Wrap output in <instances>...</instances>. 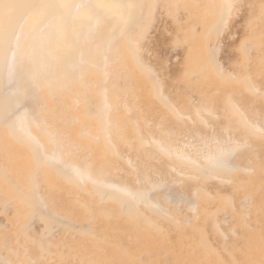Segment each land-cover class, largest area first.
I'll list each match as a JSON object with an SVG mask.
<instances>
[{"label": "rangeland", "instance_id": "1", "mask_svg": "<svg viewBox=\"0 0 264 264\" xmlns=\"http://www.w3.org/2000/svg\"><path fill=\"white\" fill-rule=\"evenodd\" d=\"M11 1L10 14L13 16L6 17L0 26V96L8 94L5 106L20 103L26 112H39L35 120L39 119L38 127L42 134L55 122L64 107L62 101L55 102L51 98L61 90L67 73L73 72L75 77L83 80L94 74L98 83H102L106 74L103 75L101 70L102 67L106 69L107 62L111 67L107 75L110 82H103L102 89L113 87L111 93L120 95L127 92L126 96L130 97L140 93V87L144 86L141 93L144 102L151 99L155 102L159 99L153 96L154 82L157 88H161L160 97H169L176 106H180L184 99L194 107L215 100L212 112L214 109L216 116L211 117V127L207 129H204L203 121H199L192 126L180 129L173 126L165 131L166 117L159 124L153 119L144 120L150 117L151 112L144 113L140 108L132 109L126 115L127 122L131 124L130 131H141L144 135L156 133L165 149H169L167 153L160 154L157 161L159 154L153 148L154 154H149V161L141 152L134 151L136 154L133 155L127 145L121 144L122 156L134 159L135 163L129 164L122 157L119 160L123 164L119 179L122 176L130 181L139 172L144 184L150 180L152 186L162 182L159 197L155 200L163 202V209L159 206L145 209L144 213L148 216L146 223L138 221L129 206L120 207L121 200L113 202L96 194L90 199L86 191L76 203V209L65 218L52 220L47 215L31 212L29 218L17 222L20 204L5 198H15L16 193L9 191L7 182L0 176V264H264V160L259 163L261 169L258 176L254 177L251 172H239L228 179L208 176L212 163L206 159H199L203 165L196 170L193 163L196 156L180 165L177 155L180 150L177 146L192 137L191 152L201 149L204 143L210 145L215 135H223L224 131L216 127L222 119L221 109L229 100L230 95L227 96L226 92L248 116H253L254 110L260 124V132L251 138L255 148H241L229 153V156L238 161L249 154L254 165L260 155L259 141L264 137V0H229L228 9L224 0H118L122 5L115 13L116 20L106 16L105 9L95 4L94 0H57L61 1L58 4L55 0L56 15L45 20L46 11L42 12L33 30L28 23L39 0ZM128 3L131 6L125 12ZM26 8L30 11L29 17L22 22L21 12ZM73 17L79 18L80 23L76 26H71L69 19ZM91 18L95 20L90 25L88 20ZM214 22L219 23L217 33L213 32ZM110 26L112 28L109 29ZM195 27L200 32L190 33ZM19 28L24 31L16 43L19 51L11 69L13 74L9 79H2L5 74L3 68ZM65 38L74 46H67L70 43ZM90 40L92 44H89ZM121 45L123 49L119 48ZM71 52L72 55L67 57ZM69 65L74 68H68ZM203 65L207 67L205 71L188 72ZM242 78L249 81L241 83ZM83 86L84 91L89 90L88 86ZM253 86H259L261 91L253 90ZM90 95L91 105L88 108L93 112L98 91L95 89ZM109 95V92L105 93L104 100L107 101ZM162 99L159 104L166 110ZM32 100L38 101L37 108L30 107ZM44 103L51 107V112H45ZM181 115L178 118L185 120ZM0 117L1 120L6 118L4 113ZM83 118L92 121L91 118ZM185 124L189 125L188 122ZM241 134L240 127L232 129L230 138L239 140ZM172 144L176 146V152L170 149ZM32 148H35L34 145L29 143L23 147L26 163L28 156L32 155ZM51 154L54 156V151ZM111 155L101 159L97 165L105 164V161L113 165L116 157ZM213 155V150L205 153L210 158ZM0 160L5 163L1 154ZM150 165L153 166L151 170L142 174L143 169ZM32 167L18 173L22 184L26 183L23 188L26 192L33 182L30 180ZM46 175L44 179L48 180ZM8 177L13 179V174ZM89 189L94 192L91 186ZM194 189L197 194L191 192ZM43 190L44 186L39 193L43 194ZM43 197L38 195L35 201L42 204ZM193 197H200L201 205L205 206L199 215L195 210H186ZM100 199L101 208L111 211L113 216L91 207L93 201ZM130 202L134 211L136 203L133 200ZM160 210L175 216L163 217L161 215L166 214L158 213ZM241 210L247 213L240 216L238 213ZM93 215L96 219L89 223ZM135 221H138L137 228L132 230ZM88 223L94 230L84 234L82 230ZM105 226L112 227L107 242L95 237H100Z\"/></svg>", "mask_w": 264, "mask_h": 264}, {"label": "bare ground", "instance_id": "2", "mask_svg": "<svg viewBox=\"0 0 264 264\" xmlns=\"http://www.w3.org/2000/svg\"><path fill=\"white\" fill-rule=\"evenodd\" d=\"M54 1L55 0H49L48 3V0H39L38 5L30 17L31 21L28 23V26L31 28V30H33L34 27H37V21L41 17L42 12L46 11L45 20L56 15V3H54ZM85 1L88 2L89 0ZM60 2L57 1V4ZM94 2L95 4L97 3L100 8L105 9L106 16H112L114 20L117 19L114 16L119 9V6L122 5L121 2L118 0H94ZM224 5L226 9H228L230 1L224 0ZM44 6L47 7L46 10H44ZM129 6H131V4L128 3L125 12L129 11ZM11 10V0H0V26L5 22L6 17L13 16L10 14ZM90 11L91 10H88V12ZM29 12L30 11L28 8L21 12L22 22L29 17ZM69 20L72 23L71 26H76L80 23L79 18L76 17L70 18ZM94 20V18H91L88 20V23L91 25L92 21ZM218 22L213 23L214 33L219 32ZM110 28H112V26H110L109 29ZM108 30H106V32ZM23 31L21 28H19L15 33L14 46L10 51L6 65L3 68L5 74L1 76L2 79H9L13 74L11 69L13 67L15 57L19 51L16 43L20 38H22ZM74 31L75 30H73V32ZM196 31L197 27L192 28L190 33L195 34ZM126 37L129 38L130 36L126 35ZM90 38L91 36L89 39ZM66 42L70 43H66L68 44L67 46H74L73 42L71 43L67 39ZM89 44H92L91 40L89 41ZM119 48L123 49L122 45ZM71 55L72 52L67 57ZM108 64L109 62L106 63V69H103L102 67L101 70L103 75L106 74L102 83L104 82L106 84L110 82V79L107 77V75L111 67ZM67 67L74 68V66L70 65ZM206 69V65H203L199 68H191L188 72L194 73L205 71ZM67 75L68 77L65 83L62 84L61 87L59 86L61 88V90L58 91L59 93H54L51 98V100H55V102L62 101L64 107L60 110L59 116L55 118V122L52 123V125L47 129L46 132H44V134L40 132L41 130L38 127L40 125L39 119L35 120V116L38 118L39 115V112L37 113V111L34 110V108H37L38 106V101L32 100L30 104V107H34V112L32 113L26 112L24 106H22L20 103H16L15 105L10 103L7 104V106L3 105L6 102V96L8 94L0 96V116L4 113L6 117L4 120H1L2 118L0 117V154L2 160L5 162L3 163V161L0 160V176H2L5 182H7L9 191L16 193L15 198L10 196H6L5 198L10 201L16 200L20 204L19 211L16 214L17 222H20L22 218H29L32 214L31 212H34L40 216L47 215L48 217H52V220L65 218L67 217L68 213H71L74 211V209H76V203L82 199V193L85 191L89 192L90 199H93L96 194L101 199H108L111 201L113 200V202L121 200L119 203L120 207L125 206V208H127L129 206V209L132 208L133 215L139 218L137 219L138 221L142 223H146V221L148 222V216L144 213L145 209H150L152 206H159V208L163 209V202L155 200L157 197H159L158 192L162 187V182L152 186L150 180L144 184L140 178L141 176L139 172H136L130 181L129 179L125 180L126 178H122V176L121 179H119L120 171L123 168V164L119 160L122 157H125L122 156L124 151L121 144L127 145L128 150L131 149L133 155H135L137 151L141 152L145 160H149V154H154L152 151L153 148L157 150L156 154H159L156 158L157 161H159L160 154L167 153L169 149H165L156 133L144 135L141 131L135 132L134 130V133L132 129L130 131L129 127H131V124L127 122L126 115L132 109L135 110V108H140V110L142 112L144 111V113L151 112L150 117L144 118V120L153 119L156 124H159L163 118L166 117L164 120L167 124L164 127L165 131L167 129L169 130L173 126H178V129L192 126L197 124L199 121H203L204 129H207L211 127L209 122L211 117L216 116L214 109L212 112V105L214 106L216 101L212 100L213 104L209 101L207 105L194 107L189 100L184 99L181 100L180 106H176L177 104H174V102H172L169 97H164L163 99L165 102L162 103L166 108L165 110L159 104L160 99H162L160 97L161 88L160 86L157 88L153 81H151L153 82L152 86L154 88L153 96L159 100L154 102L153 99H151V101L144 102V99L141 97L144 86L140 87V93L129 95L132 97L130 98L126 96L127 92L120 95L111 93L113 87L111 88L105 86L103 87L104 89H102V83H98L94 74H91L90 77L85 80L75 77L73 72L67 73ZM246 81L249 80H245L244 78L240 79L241 83H245ZM228 82L229 81L226 83ZM83 85L88 86L87 88L89 90L86 89L84 91ZM95 89L98 91V95L95 97L97 104L95 110L92 112L88 107L91 105L90 94L93 93ZM146 89L147 87L145 90ZM252 89L257 90V92L261 91L259 86H253ZM83 92L86 93L83 95ZM107 92H109L110 95L109 99L106 101L104 100L103 95ZM226 93L227 96L228 94L230 95L228 96L229 100L226 103L225 108L221 109L222 111L220 112V116L222 119L216 127L217 129H220V131H224L223 135L219 137H216L215 135L210 141V145L205 143L202 144L200 146L202 148H198L200 152L197 149H194L193 152L190 151L189 147L194 142L193 137L184 142L183 145L177 146L180 148L179 152L177 153L179 159L181 160L180 165H183L188 159L191 160L194 155L196 156V159L193 158V163L195 164L196 170L203 165V162L199 159H206V161L212 163L211 173H209L208 176H219L221 178L231 179L233 175L239 172H251L254 174V177H256L258 176V173L261 169L259 163L264 160V137L260 138V155H258L256 158L254 165L252 164L253 162L251 161L249 154H246L241 160L236 161L237 158L234 157V159H232V157L229 156V153H234L236 150L241 148L254 149L255 144H253L251 138L255 136L256 133L260 132V124H258L257 119L254 116V110L252 112L253 116H248L240 108L241 105L232 100L231 94L229 92ZM55 96L58 98L56 99ZM12 101L15 102L14 100ZM44 105L47 107L46 108L44 106L46 110L45 112H51V107H48L47 103H44ZM192 110L194 112L191 113ZM181 114H183V117L186 118L187 121L186 119H179L182 117ZM83 116L91 118L92 121H88V119L83 118ZM34 120L35 122H33ZM186 122H188L189 125L185 124ZM238 127H240L242 131L241 138L239 140H233L230 138L232 137V129H237ZM202 141L207 142L204 138H202ZM26 143L33 144L35 147L30 149L32 151V155L28 156L27 163L23 159V157L25 158V150L23 147L25 148ZM169 147L170 149H173V151H177L174 144ZM211 150H213V158L205 156V153ZM51 151H54V156L51 154ZM111 154L116 157V160L114 161L115 163L113 165L107 164L106 161L105 164L97 165V163H100L101 159H106L107 156ZM125 158L126 162L129 164H132L134 161V159H131L130 157ZM29 166H33L30 176V180L32 179L33 182L31 184L30 190L26 192L23 189L26 187V183L22 184V179H20V175H18V173H21L22 170ZM152 167V165L145 167L142 174L147 173ZM10 174H13V179L8 177ZM184 174H187V172ZM44 175H46L45 177H47L48 180L44 179ZM5 177H7L6 180ZM174 179L177 178L175 177ZM163 180L166 181V179ZM252 185L254 184L252 183ZM43 186V194H40L39 191ZM89 186L94 189V192L90 191ZM195 186L196 185L193 187ZM109 189L112 190L109 191ZM173 189L175 190V188ZM195 191L196 189L191 190V192L197 194ZM38 195L44 196L43 201H41L42 204H38L35 201ZM199 198L200 197H193V200L187 204L186 210H195L196 215H199V212L205 209V206L201 205V200H199ZM101 199L93 201L94 204L91 207L100 213L106 214L107 216H113L114 214L111 211L101 208ZM130 200H133L136 203V207H134L135 212L133 211ZM85 206L87 209H89L88 205ZM160 211L161 212L158 213L166 214L161 215L163 217L175 216L173 213L162 210ZM246 213V210H241L238 214L241 216L242 214ZM77 216L78 215L74 217L76 218ZM80 217L83 216L81 215ZM89 219V223H92L95 221L96 217L93 215ZM138 221H135L136 223L132 224V230L137 228L136 224ZM89 223L88 226L82 230L84 234L94 230V227ZM111 228L112 227L110 226H105L102 230V234H100V237H97V235L95 237L97 239L100 238L105 242L109 241L108 238ZM10 264L14 263L12 262Z\"/></svg>", "mask_w": 264, "mask_h": 264}]
</instances>
